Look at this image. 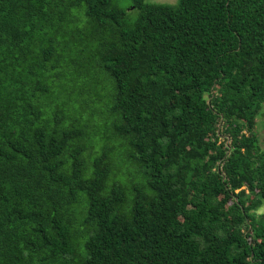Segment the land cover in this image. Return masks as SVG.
Masks as SVG:
<instances>
[{"label": "trees", "instance_id": "1", "mask_svg": "<svg viewBox=\"0 0 264 264\" xmlns=\"http://www.w3.org/2000/svg\"><path fill=\"white\" fill-rule=\"evenodd\" d=\"M263 104L264 0H0V264H264Z\"/></svg>", "mask_w": 264, "mask_h": 264}, {"label": "rangeland", "instance_id": "2", "mask_svg": "<svg viewBox=\"0 0 264 264\" xmlns=\"http://www.w3.org/2000/svg\"><path fill=\"white\" fill-rule=\"evenodd\" d=\"M151 2H160V3H170L174 4L177 0H149ZM256 134L259 139L260 146L264 149V104L260 110L258 116L256 117ZM260 210L259 212H261Z\"/></svg>", "mask_w": 264, "mask_h": 264}]
</instances>
